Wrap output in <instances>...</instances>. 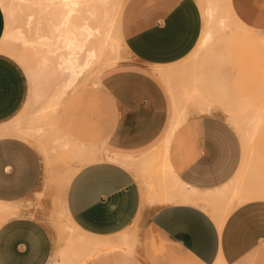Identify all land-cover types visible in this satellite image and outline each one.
Wrapping results in <instances>:
<instances>
[{"label":"crops","instance_id":"1","mask_svg":"<svg viewBox=\"0 0 264 264\" xmlns=\"http://www.w3.org/2000/svg\"><path fill=\"white\" fill-rule=\"evenodd\" d=\"M231 5L243 26L264 31V0ZM3 27L0 8V39ZM121 30L132 62L99 82L106 114L101 141L108 154L96 162L93 156L71 177L65 210L86 236L114 241L125 235L129 248L101 250L87 264H264V189L242 195L235 185L246 153L242 144L248 142L241 128L239 137L213 113L216 106L204 102L214 110L188 117L170 138V175L154 156L172 126L173 101L153 68L175 65L196 48L203 30L196 0H127ZM25 95L21 71L0 55V203L7 205L32 196L43 176L38 150L19 127L4 125L24 107ZM77 123L78 135L91 147L93 119ZM261 136L254 170L264 187V132ZM160 181H176L206 198L192 203L174 196L157 203ZM136 222L134 241L128 230ZM53 251L42 222L13 216L0 224V264H54Z\"/></svg>","mask_w":264,"mask_h":264},{"label":"rangeland","instance_id":"2","mask_svg":"<svg viewBox=\"0 0 264 264\" xmlns=\"http://www.w3.org/2000/svg\"><path fill=\"white\" fill-rule=\"evenodd\" d=\"M116 1L118 11L115 12L117 7H112L102 26L103 33L108 34L110 40L107 43L89 42L86 49L97 48L104 55H117L120 61L114 67L94 64L70 83V77L61 71L54 56H49V66L43 62L40 56L45 46L40 48L37 42L43 36L47 38L46 43L54 47L58 36L64 35L65 31L59 33L53 28L61 9L50 2L45 4L43 0H0L3 31L7 30L0 43V55L19 68L26 82L24 107L4 125L19 127V132L28 137L27 141L38 150L43 160V176L35 193L13 205H0L9 209L6 220L13 216H27L47 227L53 242L54 264H81L83 261L87 264L91 257L101 252L72 247L71 236L92 238L71 223L65 210V194L71 177L81 166L93 162L90 160L93 156L97 157L96 162L108 154L101 141V123L106 114L99 82L107 72L132 62L124 48L121 30L127 0ZM208 1L196 0L201 13L205 4L212 9L215 7L211 20L202 14L200 37L210 32V41L203 48L196 47L181 62L167 67L178 68L179 72L167 81H161L166 91L170 88L174 93L178 107L183 108V118L204 115L199 111L198 103L210 102L216 106L213 113L224 118L239 137L240 128L247 136L248 142L242 144V149H246L245 156L244 151L242 155L244 164L235 181L239 193L246 195L264 189L254 170V155L262 150L261 135L264 132V31L243 26L236 18L231 0H218V4L211 0L210 3L217 4L213 6ZM80 24V11H76L68 25V31H73L74 37H77ZM83 56L84 52L79 55L80 61ZM26 69H32L38 75L35 81H30ZM86 118L93 119L95 128L91 147L78 135V128L81 130L82 127L77 120L81 122ZM72 120L75 126H72ZM137 233L136 222L128 230L130 239L135 241ZM120 236L114 241L119 243L123 237ZM124 249L126 247L120 244L117 250Z\"/></svg>","mask_w":264,"mask_h":264},{"label":"bare ground","instance_id":"3","mask_svg":"<svg viewBox=\"0 0 264 264\" xmlns=\"http://www.w3.org/2000/svg\"><path fill=\"white\" fill-rule=\"evenodd\" d=\"M43 1H45V4L46 3L48 4L49 2L55 4L57 7L61 9L58 15L57 23L53 24V28L59 33L65 31L64 35L58 36V42L55 43L54 47H52L50 44H47L46 43L47 38H44L43 36L42 37L40 36L37 39V42L39 43L38 47L41 48L42 46L43 47L45 46L44 49L42 48L43 50H41L42 56L40 57H43L42 60L43 62H46L47 66H49L51 62L49 56H54V60L57 61L58 67L61 69L63 73H66L70 77V83H72L85 71L90 69V67L94 64H98V65L105 64L108 67H112L115 66L118 63V61H120V58L117 55L114 56L104 55L103 53L98 52L99 49L97 50V48L86 49V45L89 42L91 43L93 41L95 42L103 41L107 43V41L110 40V38H108V34L103 33L102 26L103 23L105 22L109 10L112 7L115 8L117 7L115 12L118 11L119 4L117 3L116 0H43ZM210 1L211 0H209L208 2L210 3ZM217 1L218 0H216V3L218 4ZM211 2H213V0ZM210 4L212 5L213 3ZM201 8L203 7L201 6ZM213 8L215 9L214 6ZM214 9H212V7H207V5L205 4L204 9H202V14L208 20H211L214 16ZM76 11L77 12L80 11L81 24L77 28V37H74L72 35L73 31H68V25L71 23L73 15ZM221 26L225 27L224 24ZM6 34H7V30L4 29V34L2 36L0 43L5 39ZM210 38H211L210 32H205L203 36L200 38V41L196 47L198 48L205 47L206 44L210 41ZM43 51H44V55H43ZM83 52H84V56L82 58V61H80L79 55L83 54ZM41 64H42L41 67H43V63L40 62V65ZM159 69L160 70H156L155 73L164 81H167L168 79L174 77L179 72L178 68H172V69L159 68ZM26 71H27L26 72L27 75L29 76L28 78L31 79L30 81L32 80L35 81L37 79L38 75L35 74L32 69L29 70L26 69ZM168 89L171 93L172 101H173V122L167 136L164 138V140L158 147L154 156H156L157 159L159 158L161 159L163 168L165 169L167 174L170 175L169 174L170 169L168 163L166 162V155L168 151L169 141L174 131L185 121V118H183L181 115V111L183 110V108L181 109L180 107H178V101L176 100L174 93L170 88ZM194 94L198 96L196 92ZM197 107L199 108V111L202 112L203 114L210 113L214 110L213 106L206 105L204 104V102H199ZM255 131L256 130H254V132ZM254 132L250 134L251 137L254 134ZM240 135L242 136L244 143H246L248 141V138L245 134H243L241 129H240ZM174 196H183V199L185 201H189L192 203H198L201 200H205L206 198L204 196H200L197 192L191 189H187L183 187L176 181L172 182L171 184H164L162 183V181H160L158 189L155 192V196H154L156 202L157 203L167 202L170 201L172 198H174ZM8 215H9V209L0 205V217L2 219L0 221V224L8 218ZM127 240L128 237L125 235L120 238L119 243L111 240L99 241V240L86 239L85 237L82 236H71L70 242L72 243V247L78 248L80 250L82 249V250L91 251L97 249V250L113 251V250H117L120 244L125 246L126 248H129V244H128L129 241ZM81 264H86V262L83 261L81 262Z\"/></svg>","mask_w":264,"mask_h":264}]
</instances>
